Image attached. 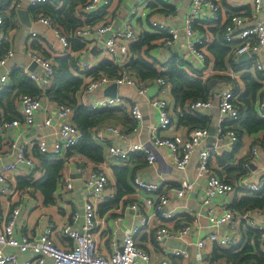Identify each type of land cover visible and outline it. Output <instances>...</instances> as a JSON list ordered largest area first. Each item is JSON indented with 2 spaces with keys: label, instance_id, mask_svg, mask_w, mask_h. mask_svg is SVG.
Masks as SVG:
<instances>
[{
  "label": "built area",
  "instance_id": "1",
  "mask_svg": "<svg viewBox=\"0 0 264 264\" xmlns=\"http://www.w3.org/2000/svg\"><path fill=\"white\" fill-rule=\"evenodd\" d=\"M2 1V0H0ZM10 3L11 8L19 10L24 6L35 7L42 4H58L63 0H6ZM117 0H89L81 5L78 9L80 17H90L102 9L108 8ZM251 4V11L248 13L243 8L247 3ZM229 5L238 10L231 15L230 21L226 26V41L234 48L232 59L240 67H245L247 63L255 66L256 70L264 75V0H228ZM82 15V16H81ZM161 21L156 17H152L149 11L142 9L140 6L129 10L123 19V23L119 28L114 27V22L110 18H105L100 23H88L75 28L71 33H66L50 16L41 14L37 21L52 30L55 42L50 48L54 51L63 50L68 52L71 46V37L81 39V41L89 46V40L97 39V47L99 50V59L96 61L86 60L82 57L78 59V67L82 76L86 72L93 70L104 60H109L122 70L120 75L110 77L102 75L99 78L86 76L85 83L82 88L81 106L89 111L109 110L121 105L122 97L116 95L100 93L97 88L100 85L116 84L117 88L121 86L136 87L138 93L145 97L147 103L158 111V121L153 127L150 140L155 147L166 148L175 159L176 166L181 171H186L192 158L196 156V177L195 181L205 180L203 191V202L209 204L212 199L218 195H223L225 201L230 205L238 201L244 191L261 193L264 189V175L258 180H254L251 167L253 164L260 165V169L264 171V158L262 156L261 146L255 145L250 150V155L244 165L247 169L243 177L236 183L224 181L211 165V160L215 153L220 151L219 142L228 138L225 144L227 150H233L238 143L239 138L235 130H223L226 123L237 122L240 119V110L236 104L237 96L234 93L233 85L229 84L219 91V111L220 118L215 132V144L203 147V144L210 135L208 127L192 129L188 137L184 138L180 134L174 133L171 136H162L159 134L161 129L173 128L174 120L170 111L169 100L159 94V90H153L154 86H163L166 81L161 78L142 79L127 70V65L133 57L131 46L139 40L134 22L138 18L148 19L151 27L159 32L167 35L165 45L168 49L175 47L181 39L180 29L171 22L170 15ZM107 17V15H106ZM222 19L220 5L214 0H191L190 7L184 17L182 23L183 35L185 37L186 47L191 56H193L198 67H194L203 73V79L208 81L213 70L207 67L208 57L202 49L206 44L205 35L196 28L198 23H218ZM5 15L0 9V44L4 40ZM37 32L31 33V38L35 39ZM72 53V52H71ZM249 53L248 61L241 63L238 57L241 54ZM14 49L9 47L8 50L0 56V91L6 86L11 78L13 70L18 67L15 64L7 67V63L14 57ZM24 55L26 63L23 65V72L27 78L40 89V94L33 95L30 93H21L18 97V104L21 110V116L14 119H2L0 122V133L3 134V141H8L7 135L4 133L13 128L18 132L19 136L23 132L40 123L44 126L54 124L52 117H46L42 122L36 121V113L44 115L47 110V102L49 101V91L54 84L56 63L55 58L48 56L45 52L34 45V41L29 40L24 46ZM190 62V61H189ZM32 63H36L40 67V71L30 69ZM232 77L237 76L234 68L227 70ZM87 75V74H86ZM102 91V90H99ZM215 93L212 91L206 100H198L191 104V108L195 111H208L214 106ZM260 113L264 114V95L260 100ZM130 116L137 123L138 128L143 121L144 115L140 104L133 103L128 107ZM75 114L74 107L69 104H57V113L55 121L59 122V130L57 133L50 135H35L30 139L21 142H12L9 145L14 151V159L4 165L0 169V264H152L151 256L143 248L137 245L136 237L139 233L149 228L155 215L163 219L174 217V213L167 211L166 206L170 199L167 194L160 192V185L147 181L142 178H135L134 183L137 188L148 192V197L142 204L133 203L130 208L134 211H140L144 206L154 207V213H140L137 223L132 228L124 230L120 249L105 254L100 250L99 243L96 239L98 232L99 208L108 202L113 196L107 193L110 184L109 173L100 166H92L89 168L85 179V203L83 213V225L73 228L69 224L60 225L57 229L49 218L38 226V235H33L20 230L24 225L19 226L20 207L16 204L11 205L8 211L2 210V197L7 195H15L18 189L14 182L17 177L28 174L34 175L37 179L43 177L42 172H37L40 161L32 150L52 158L62 159L68 166L65 168V175L61 172L60 185L58 193L64 189H71L73 184L70 182L67 169L75 168L72 162L75 156L71 153L72 149L77 146L83 138V132L73 120ZM57 125V124H56ZM105 134L110 133L113 137L127 138V134L121 129L110 123L103 127ZM54 138L50 140V137ZM106 152V150H105ZM134 153H146V159L149 164L157 161L155 151L149 150L148 147L141 142L130 143L128 145L109 144L107 146L108 158L128 161ZM23 165L25 168L20 169L18 166ZM262 165V166H261ZM42 170H44L42 168ZM194 186V180L184 179L180 186L176 189L178 197H184ZM156 195L154 198V196ZM78 217V213L75 215ZM235 210L227 207L223 213L218 214L215 211L208 212V220L210 225L216 227L210 231L205 237L200 238L196 245L198 248H205L206 245H214L218 248H229L238 244L240 239L232 236L229 229L237 225L235 219ZM244 225L248 229H255L260 232V238L264 245V222L256 221L247 211L243 217ZM192 223L182 226L179 230H172L168 226H160L156 232V241L158 246L165 252L174 255L187 257L188 253L183 249L170 248L167 245L169 239L185 240L190 231ZM56 231L66 239V245H62L58 241ZM14 248V251H10ZM162 264H167L164 262ZM221 264H227L225 262Z\"/></svg>",
  "mask_w": 264,
  "mask_h": 264
},
{
  "label": "crops",
  "instance_id": "2",
  "mask_svg": "<svg viewBox=\"0 0 264 264\" xmlns=\"http://www.w3.org/2000/svg\"><path fill=\"white\" fill-rule=\"evenodd\" d=\"M214 1H216L220 5L222 17L220 21L222 23H226L228 19L230 21L231 15L235 12H238V10H234L229 5L228 0ZM190 4L191 0H117L110 6V8H108V12L104 11V15L102 14L103 17L99 21H94V23H100L105 18H110L114 22V27L119 28L122 25L123 19L129 12V10L137 6H140L142 9L149 11L152 17H156L160 21L166 17L165 15H170L169 19L171 20V22L175 24L180 29V31H182L180 41L175 45V47L168 49L165 45L167 36L166 38H163V35L158 34L159 37L152 41V44L155 45V47L150 50V55L147 58L150 61H158L159 65L163 67L174 55H176L184 61H187L190 65L198 67L196 59L188 52L182 29V23L190 7ZM52 6L59 10L63 6V1ZM0 9L3 11L5 17H8L3 30V42L9 44V47H12L15 53L14 57L8 61L7 67L18 64V67H22L23 69V65L26 63L24 46L29 40L34 41V45L36 47L48 54V56H52L53 58L58 57L63 53V50L54 51L50 48L51 44L55 42L53 32L51 29L45 27L43 24L37 21L39 15H47L44 11H41V13L36 15L30 7L24 6L23 8H21L28 10L29 23L27 24L21 19L18 10L12 9L10 3L6 0L0 1ZM78 9L76 13L77 17L85 20L84 16L81 15L82 17H80V15L78 14ZM243 9L249 13L252 9L250 2H248ZM51 18L53 19V17ZM86 19L91 18L86 17ZM56 23L58 24V22ZM228 23H226V25ZM134 28L136 29L138 35H140L139 39L142 38L145 33H151L155 35L157 33H162L154 30L151 27L150 21L148 19H136V21L134 22ZM73 30L65 32L69 34ZM34 31L38 33V36L35 39H32L31 33ZM204 33L206 35L205 37L208 43L215 38L213 34H206V32ZM88 42L89 46L84 44V48L81 50H76L74 48H72L71 50V46L69 49V53L72 52L71 55L79 60H81L83 57L86 60L96 61L100 57L99 50L96 45L97 39L92 38ZM205 46L203 47V50ZM205 53L207 54L206 51ZM134 57L135 54L133 53L132 58ZM18 67H16V69ZM208 69L210 71L213 70L212 64H209ZM229 69L230 68H228V70ZM31 70L40 71V67L36 66ZM127 70L129 69L127 68ZM255 70L256 68L253 64L252 68L250 69L242 67L239 71H237V76H230V81H222L214 77V74H219L220 71L213 70L214 72H212L209 77L211 79H208L209 82L213 79L216 80L212 88H209L215 93L214 106L208 111L210 120L209 130L211 127L217 129V124L220 118L219 91H221L224 86L229 84L234 85L235 89L239 88L241 91H245L246 85L242 77L245 73L249 71L255 72ZM3 71L4 70L1 69L0 74H2ZM73 73L77 74L75 71ZM13 81L14 80L11 77L8 84L3 88L7 86H14ZM262 84L264 86V80L262 81ZM111 85L112 84L100 85L97 88V91L100 93H106L105 90H107ZM153 90H159V94L169 100L170 111L175 125L173 128L169 127L166 129H161L159 131V134L162 136H171L172 134L177 133L184 138L188 137L190 131L193 128H190L186 124L180 123L181 109L175 102L172 93V86L166 82V84H164L163 86L155 85ZM261 90L263 94L261 95V91H259L257 94V99L255 101V106L258 109L257 111H259L260 100L264 95V87L261 88ZM116 91L122 97L121 105L119 107L122 108L121 110L127 112V117H129L134 123V128L130 129L120 119H113L114 126L121 129L123 133H126L128 135L127 138L122 139L113 137L110 133L107 132L106 135H104L106 139L103 140L101 136L102 134H105L103 127L107 124H110V122H106L100 125L95 132V138L98 142L103 144L106 150L105 160L103 162H94L80 153H72L71 151V153L75 156V161L72 163L75 166L76 170L74 168L67 169L69 173L67 177L73 184V187L71 189H64L60 193H58L57 187L55 192V202L53 204L45 203L44 197L41 192L36 190L34 187H30L28 185L20 187L19 185L20 180L23 178H32L33 181L38 182L45 177L46 169L45 167H43L41 154L38 153L37 150H32L37 159L40 161V166L37 172H42L43 177L41 179H37L32 174L17 177L14 185L18 189V192L15 195H7L2 197V210L8 211L11 209V205H18L21 211L19 216V226H22V224L24 225V228H22L20 231L33 235H38V226L41 225L46 218H49L52 221V223L54 224V228L56 229L60 225L64 224H69L73 228L81 227L84 222L83 213L85 203V186L83 180L85 179L89 168L96 165L104 168L109 173L110 184L107 189V193L109 195L114 194V196L108 202L104 203L109 204L113 201V199H115L118 191V180L115 174V170L117 168L127 166L130 170V174L132 175L129 179V185L132 187L133 191L129 194L123 195L116 207L108 209L103 214L100 212L101 210L99 211V220L101 222L98 226L96 239L99 243L100 250L105 254H110L117 249H120L124 230L126 228H132L137 223L139 214L154 213L155 209L151 206H144L140 209V211H134L130 208L133 203L138 202L142 204L148 197H151L148 192L135 186L134 180L135 178L139 177L160 185V192L167 194L170 199L169 203L166 206V210L174 213V217L170 219H163L160 216L155 215L150 227L139 233L136 237L137 245L149 253V255L151 256L152 264H162L164 262H167V264H219V262L221 261L216 262L212 260V255L214 249L216 248L214 245H206L205 248L200 249L197 247L196 243L200 238L205 237L210 231L216 229V227L210 225L209 223L208 212L212 210L218 214L223 213L224 210L229 207V204L225 201V197L223 195H218L214 197L209 204H205L203 202L205 180L195 181L197 165L196 156L192 158L186 171L179 170L176 166L173 154L166 148L155 147L150 140L152 129L158 121V111L146 102L145 97L138 93L136 87L121 86L116 89ZM14 93H17V90H14ZM20 94L21 93H18L17 99ZM81 96L82 92L78 94L79 102L81 101ZM48 100L49 101L46 104V113L44 115L39 112L36 113V121L42 122L46 117H52L54 119L53 125L44 126L38 123L34 127L23 132V135L19 136V138L18 132L15 129L11 128L7 130L6 133H4L5 136L7 135L8 137V141L6 143H4V141L2 140L3 134L0 133V169L3 168L6 163L14 159L15 148L13 149L11 146L6 145H9L10 143L15 141L21 142L23 140L30 139L31 137L38 134L50 135L58 132L59 122L55 121L58 102L52 100L51 98H49ZM137 102L140 104L144 115L143 121L138 128H136L138 126L137 123L128 112V107ZM16 111L19 112V116L15 118H19L21 116V110L18 104V100L16 101ZM261 115L264 117V114ZM5 117L6 110L3 107H0V122ZM54 136H51L50 140H52ZM210 137L211 135H209V137L203 144V147L215 144L216 135H214L212 138ZM138 142L144 143L149 150L155 151L157 155V161L154 164H149L148 162H146L144 158L146 156V153H134L132 154L130 159L125 162L108 158V156H106L107 146L111 143L128 145L130 143ZM227 142L228 138L219 142L220 151L214 154V157L211 160V165L215 169V171L220 170L224 176H233L230 181L236 183L243 177V174L247 171L244 163L249 157L250 150L253 146H261L263 151L262 156L264 158V130H260L254 133H245L241 139V146L235 155V159L229 162L230 164L227 168H223V165L219 164L218 162V157L225 152H230V150H227V148L225 147V144ZM68 164L64 163L62 169V174L64 173L65 177V168L68 166ZM18 167L20 169L25 168L20 164ZM42 168L44 170H42ZM228 169H230V171ZM251 171H254L252 177L254 180H258L264 175V171L260 169V165H258L257 163L252 165ZM184 179H189L190 181L194 180V186L192 190L184 197H178L176 194V189L180 186V183ZM60 183L61 181L59 182L58 186L60 185ZM152 196L156 198V195ZM247 211H249L250 216L253 217L256 221L264 222V209L256 208L252 210H244V212L235 210V219L237 221V225H235V227L233 228H230L229 233L232 236L238 237L240 240L242 239L243 234L247 230H249L244 225V219L242 218ZM76 213H78V217L75 216ZM188 223H192L190 224L191 231L185 240L169 239L167 241L168 247L185 250L188 253L187 257H182L165 252L158 246L156 241V232L160 226H168L172 230H179L183 225ZM56 234L59 243L62 245H66V239H64L60 235L59 231H56ZM9 250L14 251V248H10ZM254 250H256L255 246Z\"/></svg>",
  "mask_w": 264,
  "mask_h": 264
},
{
  "label": "trees",
  "instance_id": "3",
  "mask_svg": "<svg viewBox=\"0 0 264 264\" xmlns=\"http://www.w3.org/2000/svg\"><path fill=\"white\" fill-rule=\"evenodd\" d=\"M88 1L89 0H63V6L59 10L53 7L52 4H42L32 7V11L36 15L44 11L45 14L53 17L54 21L56 20L64 31H71L78 26L99 21L103 17V12L106 9H102L96 14L91 15V19L82 20L77 17L76 13L78 7ZM5 19L7 20L8 17H5ZM228 22L229 19L226 23ZM226 23L218 21V23L196 24V28L204 35V32H206V34H213L215 37L209 43L206 40L204 51L207 52V54H205L208 57L207 67L209 64H212L213 70L220 71L219 74H214V77L222 81H230L231 75L226 73L228 68H234L236 71L242 68L232 59V53L235 47L226 41ZM158 34L163 35V38L167 36L163 32L157 33L156 35L145 33L142 38L131 46V51L135 54V57L128 63V71L139 75L142 79L163 78L172 86L175 102L181 109L180 123L186 124L193 129L203 127L209 128V115L191 108L192 103L198 100H206L209 97L212 91L209 89V80H204V75L200 70L195 69L187 61H184L176 55H174L163 67L159 65L158 61H150L147 57L150 55V50L155 47L152 41L159 37ZM70 42L72 46H70L71 50L72 48L76 50L84 48V43L78 38L72 37ZM8 48L9 44L4 42L1 43L0 56H2ZM54 60L56 63L55 79L48 94L49 98L58 103L73 106L75 110L73 120L83 132L82 140L72 149V153H80L94 162H103L105 160V148L103 144L98 142L95 138L97 128L106 122L113 123V119H120L130 129L134 128V123L127 117V112L121 110L122 108L120 107L109 110H87L81 106L78 100V94L82 90L86 76L99 78L102 75H108L110 77H116L120 75L122 70L115 63L104 60L93 70L86 72L83 77V72H81L78 67V59L71 55V53L64 52L60 56L55 57ZM244 68L250 69L252 68V64L247 63ZM15 69L11 75L14 80V86H7L1 90L2 92L0 91V107L6 110V117L4 119H13L19 116V112L16 111L18 93L40 94V89L27 78L22 67ZM74 71L77 74H74ZM242 78L246 85L245 91H241L239 88L235 89L233 85L234 93L238 97L236 104L240 110V119L237 122L226 123L223 126L224 131L228 129L235 130L239 141L233 150L225 152L218 157V162L223 165V168H227L230 164L229 162L235 159V155L241 146V139L245 133H254L264 130V117L261 115L262 113L260 114V112L257 111L258 109L255 106L258 92L261 91V95L263 94L261 88L264 87L262 84L264 75L255 70V72L249 71L245 73ZM14 90H17V93H14ZM41 158L43 167L46 169L44 179L35 182L32 178H23L20 180L19 185L20 187L25 185L34 187L41 192L45 203L53 204L55 202V192L60 182L64 161L44 155H41ZM144 158L147 162L146 156ZM228 170L230 171V169ZM216 172H218L219 176L224 181L233 183L230 181L233 176L226 177L220 170ZM115 174L118 180L117 195L109 204L100 206L99 211L101 210L100 212L102 214L108 209L116 207L123 195L133 191L132 187L129 185V179L132 175L127 166L117 168ZM229 207L239 212L256 208L264 209V189L261 193L244 191L241 199L231 203ZM260 235V232L255 229L247 230L237 245L229 248L216 247L212 255V260L216 262L221 261L219 264L223 262L227 264H264V245ZM254 246L256 250H254Z\"/></svg>",
  "mask_w": 264,
  "mask_h": 264
},
{
  "label": "water",
  "instance_id": "4",
  "mask_svg": "<svg viewBox=\"0 0 264 264\" xmlns=\"http://www.w3.org/2000/svg\"><path fill=\"white\" fill-rule=\"evenodd\" d=\"M18 13L21 17V19L25 22V23H29V14H28V10L27 9H19L18 10ZM250 58V55L249 53H244V54H241L238 59L241 63L243 62H246L248 61V59ZM37 66L36 63H32L30 69H34L35 67ZM216 80H212L209 82V88H212L213 84L215 83ZM117 88V85L116 84H112L106 91V94H111V95H116L117 91H116ZM215 132H216V129L214 127H211L210 128V135L212 138L214 135H215Z\"/></svg>",
  "mask_w": 264,
  "mask_h": 264
}]
</instances>
